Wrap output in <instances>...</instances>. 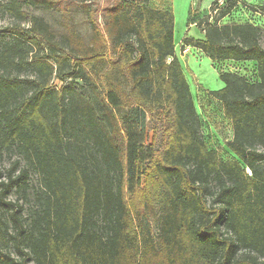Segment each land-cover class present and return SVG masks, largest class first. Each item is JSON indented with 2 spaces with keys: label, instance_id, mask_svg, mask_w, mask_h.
<instances>
[{
  "label": "trees",
  "instance_id": "obj_1",
  "mask_svg": "<svg viewBox=\"0 0 264 264\" xmlns=\"http://www.w3.org/2000/svg\"><path fill=\"white\" fill-rule=\"evenodd\" d=\"M227 1L183 45L216 69L256 65L255 81L222 72L208 92L231 124L229 159L202 132L172 6L123 0L103 27L85 6L87 40L29 16L57 0L0 2L15 19L0 29V264H264V29L219 25ZM33 173L26 218L9 198L27 200Z\"/></svg>",
  "mask_w": 264,
  "mask_h": 264
},
{
  "label": "rangeland",
  "instance_id": "obj_2",
  "mask_svg": "<svg viewBox=\"0 0 264 264\" xmlns=\"http://www.w3.org/2000/svg\"><path fill=\"white\" fill-rule=\"evenodd\" d=\"M4 0H0L3 2ZM123 0H57V4L51 11H28L29 16H37L43 18L56 35L57 39H61L69 31L80 33L87 40L90 38L91 30L84 12L85 6H91L92 9H98L97 18L100 25L104 26L103 10L106 6ZM214 0H146V5L154 9L169 8L175 16L174 39L176 45V56L178 57L187 82L190 86L193 100L197 112L203 122V134L207 139L210 147L218 150L220 155L229 159L228 153L229 143L232 140V129L230 122L224 117L223 109L220 103L213 100L209 95V91H219L224 87V83L220 79V73L230 72L245 76L249 81L253 82L257 79L256 65L239 64V63H222L220 68H215L211 59L196 49H184L183 39L192 38L196 40H204L203 31L196 26L200 22L208 20L211 12V4ZM263 0H238L232 14L219 25L255 23L264 29V20L258 19L256 7H259ZM228 2V1H227ZM232 2V1H230ZM216 17H214V20ZM212 20L211 22H215ZM15 19L4 13L0 8V29L12 26ZM192 24L189 28V24ZM205 25V23H203ZM26 26V25H24ZM2 36V35H0ZM9 38V37H5ZM190 51H187L189 50ZM46 53H44L45 55ZM58 85V82H54ZM70 84V83H68ZM11 163L10 158H5L0 165L4 169H8ZM32 188L30 194L25 201L21 199L20 194L15 191L10 196V200L19 201L24 207V216L27 218L36 203V194L40 191L42 185L39 176L31 174Z\"/></svg>",
  "mask_w": 264,
  "mask_h": 264
},
{
  "label": "built area",
  "instance_id": "obj_3",
  "mask_svg": "<svg viewBox=\"0 0 264 264\" xmlns=\"http://www.w3.org/2000/svg\"><path fill=\"white\" fill-rule=\"evenodd\" d=\"M226 5L227 0H214V4L211 6V12L213 16L218 15Z\"/></svg>",
  "mask_w": 264,
  "mask_h": 264
},
{
  "label": "crops",
  "instance_id": "obj_4",
  "mask_svg": "<svg viewBox=\"0 0 264 264\" xmlns=\"http://www.w3.org/2000/svg\"><path fill=\"white\" fill-rule=\"evenodd\" d=\"M263 2V1H262ZM262 2L260 3V4H258L259 6L262 4ZM225 20V19H224ZM187 51H190V49L189 50H187Z\"/></svg>",
  "mask_w": 264,
  "mask_h": 264
}]
</instances>
